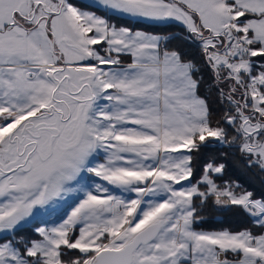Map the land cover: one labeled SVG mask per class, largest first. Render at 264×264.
Segmentation results:
<instances>
[{
	"label": "snow or ice",
	"instance_id": "obj_1",
	"mask_svg": "<svg viewBox=\"0 0 264 264\" xmlns=\"http://www.w3.org/2000/svg\"><path fill=\"white\" fill-rule=\"evenodd\" d=\"M0 264H264V0H0Z\"/></svg>",
	"mask_w": 264,
	"mask_h": 264
},
{
	"label": "trees",
	"instance_id": "obj_2",
	"mask_svg": "<svg viewBox=\"0 0 264 264\" xmlns=\"http://www.w3.org/2000/svg\"><path fill=\"white\" fill-rule=\"evenodd\" d=\"M113 21L122 25L134 26L135 28L148 30L160 35L176 37L183 32L182 26L176 23L153 24L130 20L125 17H115ZM178 45L183 46L189 52L195 51L190 42H184L177 38H173L169 42L170 47H176ZM225 178L230 180H238L240 183H243L245 187H248L249 183L251 182V178L243 171L238 163H230ZM202 214L205 217L203 221V228L206 230L230 228L233 231H236L245 226V217L235 211H228L210 206L203 210Z\"/></svg>",
	"mask_w": 264,
	"mask_h": 264
},
{
	"label": "crops",
	"instance_id": "obj_3",
	"mask_svg": "<svg viewBox=\"0 0 264 264\" xmlns=\"http://www.w3.org/2000/svg\"><path fill=\"white\" fill-rule=\"evenodd\" d=\"M125 18L130 19V20H133V19L130 18V17H125ZM135 21H136V20H135ZM142 22L151 23V22H148V21H142ZM113 23H115V22L113 21ZM153 24H157V23H153ZM176 24H177V23H176ZM123 26H127V25H123ZM136 30L145 31V32H150V33H153V34H158V33H154V32H151V31H148V30H144V29H141V28H136ZM204 230H206V229H204ZM209 231H211V230H209Z\"/></svg>",
	"mask_w": 264,
	"mask_h": 264
},
{
	"label": "rangeland",
	"instance_id": "obj_4",
	"mask_svg": "<svg viewBox=\"0 0 264 264\" xmlns=\"http://www.w3.org/2000/svg\"><path fill=\"white\" fill-rule=\"evenodd\" d=\"M48 219H55V216L48 217Z\"/></svg>",
	"mask_w": 264,
	"mask_h": 264
}]
</instances>
